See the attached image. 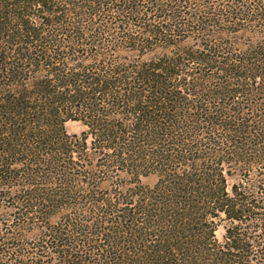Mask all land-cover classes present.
I'll return each mask as SVG.
<instances>
[{
  "label": "trees",
  "instance_id": "1",
  "mask_svg": "<svg viewBox=\"0 0 264 264\" xmlns=\"http://www.w3.org/2000/svg\"><path fill=\"white\" fill-rule=\"evenodd\" d=\"M0 264H264V0H0Z\"/></svg>",
  "mask_w": 264,
  "mask_h": 264
},
{
  "label": "rangeland",
  "instance_id": "2",
  "mask_svg": "<svg viewBox=\"0 0 264 264\" xmlns=\"http://www.w3.org/2000/svg\"><path fill=\"white\" fill-rule=\"evenodd\" d=\"M64 128L68 134H80L86 129V125L80 120L67 119L64 122ZM88 147L82 151L80 154V162L85 163L86 167L91 169L90 173L85 175V178L81 176L83 181L78 182V185L81 189L86 187H92L95 191H102L110 195H116V193L123 191L128 184H131L133 180V175L126 172L121 166L115 165L110 167L103 166L105 157L101 156V149L98 147V144H91L90 138L87 139ZM78 148V146H77ZM76 149V148H75ZM78 150V149H77ZM77 157V156H76ZM97 175L100 177L97 178ZM139 180L143 184H153L156 181L155 173H149L147 175H140ZM234 177L228 178V183H232ZM96 182V185H94ZM226 220L222 219L218 222V225L215 230V235L219 240L223 239L224 234V225Z\"/></svg>",
  "mask_w": 264,
  "mask_h": 264
}]
</instances>
